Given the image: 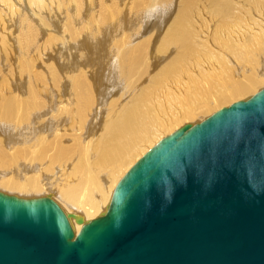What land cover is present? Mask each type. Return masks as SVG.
Instances as JSON below:
<instances>
[{
  "label": "bare ground",
  "instance_id": "6f19581e",
  "mask_svg": "<svg viewBox=\"0 0 264 264\" xmlns=\"http://www.w3.org/2000/svg\"><path fill=\"white\" fill-rule=\"evenodd\" d=\"M0 3V191L56 198L74 233L110 212L119 181L163 138L264 90V0H143L142 7L139 0H14L18 10ZM11 9L20 31L14 44L6 33ZM207 43L224 56L194 62L192 52ZM36 52L42 70H33ZM77 62L83 69L63 71ZM114 97L121 103L103 117Z\"/></svg>",
  "mask_w": 264,
  "mask_h": 264
},
{
  "label": "water",
  "instance_id": "95a60500",
  "mask_svg": "<svg viewBox=\"0 0 264 264\" xmlns=\"http://www.w3.org/2000/svg\"><path fill=\"white\" fill-rule=\"evenodd\" d=\"M111 202L74 233L49 197L0 191V264H264V90L163 138Z\"/></svg>",
  "mask_w": 264,
  "mask_h": 264
},
{
  "label": "rangeland",
  "instance_id": "374dc122",
  "mask_svg": "<svg viewBox=\"0 0 264 264\" xmlns=\"http://www.w3.org/2000/svg\"><path fill=\"white\" fill-rule=\"evenodd\" d=\"M1 1V0H0ZM2 1H4V2H6L7 4L8 3H10L8 6H10V5H12V7L14 8L15 6L11 3V2H13V1H11V0H2ZM10 1V2H9ZM140 1V6L139 7H142V5H143V0H139ZM1 4V3H0ZM14 9H17L18 10V8L17 7H15ZM210 8H206V10H209ZM17 10H16V12H17ZM206 10H205V12H206ZM198 12H204V11H202V10H198ZM204 12V13H205ZM18 13V12H17ZM55 16H57V17H59V16H61V13H59L58 11H57V9L55 10V12L53 13ZM14 16H15V11L14 10H9V14L7 15V18H6V23H7V27H6V33H7V36H8V40L12 43V44H14V42H18V36H19V34H20V31L19 30H17L16 29V27L14 26V23H12L13 22V20H14ZM51 19H52V17H51ZM55 23H57L59 20H58V18H56L55 20ZM238 22V21H237ZM54 23H49V27H51L52 25H53ZM236 25L237 26H239L238 27V30H241V29H243L242 28V24H239V23H236ZM129 26V27H128ZM128 26H126V29H125V34L127 33V34H132V32H130L131 30H132V28H133V26L132 25H128ZM166 27V26H165ZM210 28H212V25H210ZM163 29L164 28H162V32H161V30H157L156 28H155V30H154V35H155V33H157V35H159V36H161V35H164V34H161V33H164L163 32ZM130 30V31H129ZM134 30V29H133ZM129 31V32H128ZM157 31H159V32H157ZM52 32H56V33H59V30H56V31H54V29H53V31ZM159 33V34H158ZM243 33H245V32H243ZM118 34H119V32H118ZM161 38H163V36L161 37ZM195 41V40H194ZM207 42H209L208 40H207ZM62 43H64L63 41H58L57 42V45H56V47H55V49H57V52L56 53H58L59 51L58 50H60V45L61 46H64V45H62ZM87 46V45H86ZM207 49L206 50H204L203 52L202 51H198V55H197V53H196V55H195V53H194V51L192 52V55H191V58H195L196 57V59L197 60H195L194 62H196V61H198L199 59H200V57L202 58V57H206L207 59H208V57H210V56H216V55H219V56H224V50L223 49H221V48H219V47H217V46H215V45H212V44H210V43H207ZM87 48H90V47H88L87 46ZM110 48V46H107V49H109ZM89 50H93V48H90ZM61 51V50H60ZM62 52V51H61ZM83 52L85 53L86 52V50H83ZM82 53V52H81ZM201 53V54H200ZM36 54H38L39 56H40V58L39 59H37V58H35V61H34V64H33V70H42V67H41V65H42V63H44V58H43V54L41 53V52H36ZM189 54V53H188ZM195 55V56H194ZM201 55V56H200ZM198 56V57H197ZM66 59V57L64 56V55H62V57H61V61H56V64H57V66L58 65H62L63 64V60H65ZM92 61V60H91ZM91 61H88V62H86V66L87 67H90V66H97L96 65V62H98V60L96 61V62H92L91 63ZM99 63V62H98ZM230 63L232 64V66H233V62H231L230 61ZM202 65H203V63H202ZM202 65L200 66V67H202ZM75 67H78V68H82L83 66L80 64V63H73L72 65H70L68 68H64L63 69V71L65 72V71H67V70H72V68H75ZM54 69L55 70H57V67L56 66H54ZM83 69V68H82ZM171 72H173V70L171 71ZM172 74V73H171ZM48 76V75H47ZM68 77H71L70 75H65L64 77H61L60 76V78H59V82L60 81H63V80H65L66 78H68ZM160 78H161V76L159 77V80H160ZM140 80H142V81H145V79H140ZM150 87H152L153 86V84H150L149 85ZM117 89H113V91H112V96H120V95H118V93H117V91H116ZM111 96V95H110ZM251 96H253V95H251ZM250 96V97H251ZM115 98V99H114ZM114 98H112L113 100L112 101H114V102H112V103H116V105L114 106V108H112V107H110V106H107L108 108H106V109H104V111H101V112H103V117L105 116V115H107V118L108 119H110L111 118V116L114 114V111L117 109V104L118 103H121V101L120 100H122V98L121 97H114ZM247 98H249V97H247ZM245 99H246V97H245ZM240 100H244V99H240ZM239 100V101H240ZM71 102V101H70ZM223 104H225V101H220L219 102V105H223ZM227 106H230V105H224V106H222L221 108H224V107H227ZM68 107L70 108V109H72L73 107H74V105H72V104H69L68 105ZM113 109L112 111L110 110V109ZM45 111H47L45 108L43 109V111H41L42 113L43 112H45ZM40 112V113H41ZM41 113V114H42ZM210 114V113H209ZM214 114V113H213ZM37 116H38V118H39V115L37 114ZM211 116V115H210ZM61 117L62 118H65V117H63L62 115L60 116V118L59 119H61ZM201 117V114H199V115H195V118L196 119H198V118H200ZM41 119H43V120H45V122L46 121H50L51 119H52V115H51V113H47L44 117H42ZM58 119V120H59ZM69 120H71V118H70V116H69ZM73 121H76V119L75 118H73ZM67 125V124H66ZM67 133V135H63L61 138H65V139H68L69 138V135H68V132H66ZM0 134H2L3 135V133H0ZM1 135V136H2ZM64 144H69V142H66V141H64L63 142ZM126 165H128V163L126 164ZM129 167V165L126 167V170H127V168ZM51 200H53L54 202L55 201H57L56 200V198L55 199H52L51 198ZM57 203V202H56ZM61 205V204H60ZM58 206H59V203H58ZM62 207V206H61ZM61 207H60V209H61Z\"/></svg>",
  "mask_w": 264,
  "mask_h": 264
}]
</instances>
